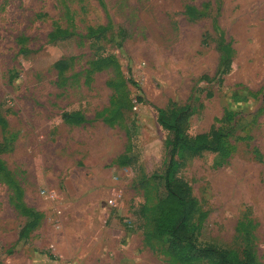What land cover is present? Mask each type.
Returning a JSON list of instances; mask_svg holds the SVG:
<instances>
[{
	"label": "rangeland",
	"instance_id": "374dc122",
	"mask_svg": "<svg viewBox=\"0 0 264 264\" xmlns=\"http://www.w3.org/2000/svg\"><path fill=\"white\" fill-rule=\"evenodd\" d=\"M171 103L189 135H226L178 173L199 240L264 264V0H0V160L42 216L29 229L0 182V264H178L153 236Z\"/></svg>",
	"mask_w": 264,
	"mask_h": 264
},
{
	"label": "trees",
	"instance_id": "16d2710c",
	"mask_svg": "<svg viewBox=\"0 0 264 264\" xmlns=\"http://www.w3.org/2000/svg\"><path fill=\"white\" fill-rule=\"evenodd\" d=\"M66 32L56 30L49 35L50 44H54ZM22 42V41H21ZM205 45V43H204ZM222 55L218 71V83L231 71V56L227 45L219 43L216 47ZM118 66L112 57L99 59L94 71L115 69ZM205 79V77H203ZM134 87L137 84L131 83ZM156 122L167 134L165 147L167 161L163 175V196L159 199L154 218L153 236L166 239L171 258L178 264H194L205 261L207 264H258L249 248L236 254L214 243H203L199 240L200 223H195L198 205L191 193L188 183L178 176L187 159L201 156L203 153H223L226 135L210 129L207 134L189 135L185 126L192 115L190 105L177 106L169 104L165 109H155ZM61 119L68 125H81L85 119L79 112H63ZM4 124V122H1ZM119 164L124 165L122 158ZM152 178H159L153 175ZM0 182L10 191V203L18 215L31 220L29 229H34L41 215L25 206L23 192L18 182L8 174L0 160ZM24 237V231L20 235Z\"/></svg>",
	"mask_w": 264,
	"mask_h": 264
}]
</instances>
